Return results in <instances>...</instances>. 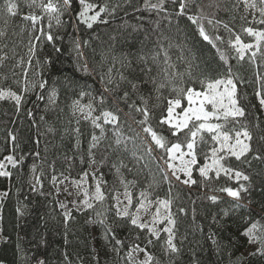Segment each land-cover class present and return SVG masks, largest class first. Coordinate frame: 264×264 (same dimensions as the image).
<instances>
[{"label": "trees", "instance_id": "16d2710c", "mask_svg": "<svg viewBox=\"0 0 264 264\" xmlns=\"http://www.w3.org/2000/svg\"><path fill=\"white\" fill-rule=\"evenodd\" d=\"M12 2L18 4L15 16L6 12L5 0H0V30L6 33L0 37V56L7 57L0 63V89L21 94L22 103L17 111L13 100L0 99V159L12 154L17 160L23 156V161L15 169L7 166L12 172L11 177H0V192H9V196L0 201V264H36L37 260L46 264H131L126 261L125 254L136 245L153 255V264H264V257L249 255L256 249L246 253L248 240L241 236L251 222L259 221L264 225V161L252 160L251 156L248 157L250 164L234 158L228 161L229 166L251 177L250 183L245 182L250 190L239 201L244 206L242 208H234L232 198L226 194L209 190L235 186L223 176L216 180L214 173L210 174L213 179L207 188L201 186L198 172L193 173V179L198 183L191 187L175 178L165 181L157 167L158 163L164 165L162 156L167 158L163 150L154 148L151 157L145 156L136 162L133 152L141 138L151 141L137 123L142 116L127 106L133 101L140 105L142 97L151 113L153 128L170 143H176L177 139L167 126L159 124L161 116L167 114L168 101L178 96L173 87L201 90L200 80L206 83L224 77L230 66L232 73L244 81L238 84L237 102L245 110V116L238 122L229 121L225 130L231 132L234 128L239 130L241 126H247L253 133L251 145L254 153L264 151V142L260 140L264 136V109L255 96L256 76L264 74V60L258 56L256 63H251L247 59L248 53L245 60L238 61L228 44L229 32L223 27L228 25L234 33L241 35L245 43H253L254 38L248 37L242 29H264V25L258 23L262 19L258 9L264 7L260 0H256L255 10L246 8L244 0H188L183 15L177 14L179 4L174 0H165V10L160 12L146 10L144 0H85L97 6L107 5L109 9L92 23V27L77 18L81 5L79 0H73L72 6L61 15L60 24L56 20L49 21L46 16L37 22L45 33L54 36V42L37 41L35 37L40 33L32 29L31 21L23 19L34 9L30 6L31 0ZM150 2L156 3L157 0ZM113 8H116L114 13ZM95 11L98 7L89 15ZM189 15L203 17L201 23L205 30L210 35L223 37L224 42L218 46L225 52L227 63L220 60L216 49L202 40L197 25L187 19ZM208 19L214 24L209 25ZM216 21L220 24L214 26ZM76 43H80L82 55L77 54ZM33 45L35 55L29 65V48ZM160 46L167 49L177 71L185 72L188 67L185 61L191 62L192 76L184 77L187 83L179 79L174 85L166 83L161 70L163 53L155 63L150 59ZM141 56L149 57L151 75L156 77L157 83L166 84L159 92L153 85L141 83L144 81L140 72L144 67L139 59ZM29 67L25 76L23 69ZM121 72L128 80L140 84L137 91L133 92L127 82L120 81ZM109 78L113 80L112 84L106 83ZM25 81L27 92L23 91ZM41 82H46L45 88L39 87ZM124 91L129 92L130 99L127 104L117 103ZM53 92L54 102H50L49 96ZM81 92L87 95L81 96ZM101 95L105 97L102 107L98 102ZM93 97L96 98L94 116L104 110L117 112L123 135L139 134L135 146L129 142L126 150L123 145L116 150L113 134L116 129L111 124L104 125V138L94 151L95 164L89 158L88 146L93 134L100 136V130L93 128L91 121L84 120L79 112L74 114L72 107L77 100L87 105ZM186 104L187 101L182 99V107ZM77 128L79 132L75 131ZM9 132L16 136L15 149ZM184 140L185 136L180 135L179 141ZM205 140L208 143L201 146L198 157L201 165L204 163L203 153L211 145L207 134ZM135 155L139 156L140 152ZM121 162L125 167H120ZM91 166L96 168L98 178L102 174L104 200L94 203L87 211L68 208L72 218L65 222L64 210L59 207L62 203L61 187L79 182ZM117 167H120L119 174ZM53 174L61 179L67 177V180L54 187ZM34 176L41 177V184L36 186L38 191L35 192L31 190ZM121 179L131 182L128 188L133 195L130 212H136L142 191L147 192L153 202L171 199V212L176 221L174 243L179 249L177 254L165 255L166 233L161 232L159 241L151 237L153 242L149 244L146 229L142 231L132 226L128 219L116 216L113 197L123 195L125 191ZM210 195H217L220 200L213 204L207 199ZM17 208L21 209L20 213ZM180 208L185 212H178ZM117 240L122 244L116 245ZM114 248H118L119 253ZM133 258L134 264H140L145 252H133Z\"/></svg>", "mask_w": 264, "mask_h": 264}, {"label": "snow or ice", "instance_id": "6c2138e0", "mask_svg": "<svg viewBox=\"0 0 264 264\" xmlns=\"http://www.w3.org/2000/svg\"><path fill=\"white\" fill-rule=\"evenodd\" d=\"M73 0H62V5L57 2V0H47L46 3L43 0H40L37 3V0H31L32 7L39 8L41 10V16L35 14H28L23 17L26 21H31L33 28H35L37 22L41 21L42 16H47L49 20L55 19L57 24H60L61 15L64 11L72 6ZM174 3L179 4L178 15H183L188 7V0H174ZM81 5V10L76 14L77 18L82 22L87 24L88 27H92V23L101 18L102 14L108 13V6L102 5L97 6L95 4L86 3L85 0H79ZM246 8L257 9L256 0H244ZM260 4L264 5V0H260ZM5 10L8 14L15 16L18 12V4L12 2V0H5L4 3ZM98 7V11H95L94 14L89 15V12L92 9ZM144 8L148 11H164L165 10V0H157L156 3H151L150 0H144ZM116 8L112 9L114 13ZM260 19L258 23L264 25V7L258 9ZM192 24L197 25V30L199 36L203 41L210 44L214 49H216L219 54L221 61L227 63V57L225 52L218 46L223 43V37L216 35H210L209 32L205 30L201 20L203 17L200 16H191L187 17ZM107 22V21H105ZM207 23L213 25L214 22L212 19H208ZM220 22L216 21L215 25H219ZM224 29L229 32V46L234 50L236 56L235 58L238 61H243L246 58V54L250 53L247 56V59L251 63H256L257 57L259 56L261 60H264V29L256 30L253 27H246L242 29V32L245 33L248 37H253V43H245L240 34L234 33L228 25H223ZM6 33L3 30H0V37L5 36ZM234 36V39L232 38ZM37 41L46 40L47 42H54V36L48 32L45 33L44 30L40 29V35L36 36ZM87 44V41L84 42ZM80 43H76L75 48L78 55L80 53ZM59 51V49H57ZM163 53L162 63L163 68L161 69L167 84H175L176 80L184 81V77L188 76L191 78L193 65L190 61H185L188 67L185 72H179L176 70V65L170 61L168 57L167 49L162 46L158 47L156 53L150 58L154 63L161 59L160 54ZM35 55V46H30L29 48V65L31 60ZM6 56H0V63L6 59ZM144 67L140 69V72L144 75V81L141 83L151 84L154 86L155 91L159 92L160 89L166 86L165 83H157L156 77L151 75L152 68L149 65V57L141 56L139 58ZM39 63V62H37ZM129 62V66H130ZM259 67V65H258ZM86 70V69H85ZM25 76H27L30 71L29 68L23 69ZM112 72V69H109V73ZM104 80V77H101ZM120 81L127 82L133 92L137 91L140 87V84L128 80V78L121 72ZM187 83V81H184ZM106 83L112 84L113 80L109 78ZM202 85L201 90H196L194 87H187L186 90L181 88L177 89L173 87V91H176L178 96L175 99H170L168 101V107L166 109V115L161 116L159 124L161 127L167 126V130L171 135L177 139L178 142L170 143L169 140L161 133L158 132L150 123L151 113L149 112L146 101L141 97V104L137 105L135 101L131 104H127V101L130 99V94L128 91H124L123 96L119 97L117 103H126L130 110H135L136 113L142 116V119L137 121L141 126L142 131L146 134L147 137H150L149 142L147 139L141 138L138 148H135L133 155L135 156L136 162L139 163L144 159L145 156L151 157L152 152L155 149L163 150L164 155L167 157L164 159V156L161 159L164 160V165L157 164V167L161 173L162 179L165 181H170L171 178H175L176 181L182 183L183 185L191 187L196 185L197 180L193 179V173L198 172L201 177V186L207 188L208 182L213 179L210 175L214 173V178L219 180L222 176L227 178L228 181L232 182L235 186H223L218 189H209L210 191H218L226 194L227 197L232 198L234 208L244 207L239 201L243 199V195L249 192V187L245 182L250 183L251 177L245 174L244 171H241L237 168L229 166L228 161L231 158H234L238 162L251 163L248 157L251 156L252 160L264 161V151L254 150L251 145L253 140V133L247 128V126H241L239 130L235 128L232 131H226V125L229 121L238 122L240 118L245 116V110L238 105L237 102V87L238 84H243L244 81L236 77L232 73V69L229 66L226 72V75L221 78L214 80H208L206 83L204 80H200ZM257 88L255 91V96L259 101V105L264 109V74L258 73L256 76ZM46 82H41L39 84L40 88H45ZM119 88V83H117V89ZM107 91H114L113 89H106ZM24 92L28 91L27 81H25ZM87 95L84 92H81V96ZM55 92L51 93L49 96L50 102H54ZM42 99V97H40ZM0 99H11L15 102L17 111L20 110V105L22 103V95L18 94L11 89L2 90L0 89ZM182 99L186 100L188 107H182ZM96 101V98L93 97L92 102L87 105L81 104L79 100L73 102V113L79 112L82 114L84 120H90L93 128L100 130V136L95 134L92 135L91 141L88 146V154L91 162L96 163L94 151L99 145L100 141L104 138L105 128L104 125L111 124L115 127V136L114 147L116 150H119L123 145L124 149H127V144L129 142L133 143L135 146L136 139L139 137L137 133L135 136H124L120 131L119 120L120 117L117 112L104 110L98 116H94L93 113L96 109L93 107V102ZM99 105L102 107L105 102V97L101 95L99 97ZM195 105V106H193ZM211 107V110H208V107ZM177 109H182L177 111ZM28 115H32L31 112ZM43 119V117H41ZM102 121V123H101ZM259 127V125H257ZM79 132V128L75 130ZM185 136L184 141H179L180 135ZM205 134L210 136L211 145L208 148V151L203 153L204 163L201 165L199 163L200 148L202 145L208 143L205 140ZM9 137L13 144V149L17 147L15 141L16 136L9 132ZM261 142H264V136L260 138ZM112 147V146H110ZM139 151L140 155L136 156L135 153ZM36 156H39V153H35ZM5 161L7 163H5ZM23 161V156L19 160L15 158L14 155L10 154L4 157L3 161H0V177H11L12 172L7 170V166L11 165L15 169ZM178 161V163H177ZM103 163V161H101ZM120 167H125L123 162H121ZM120 167H117V173L119 174ZM35 170V166H33ZM54 171V166H53ZM131 171V170H130ZM169 173L171 176H169ZM91 175L93 180L96 181L95 192L92 196H89L87 191L81 188V191H84L85 198L77 204L74 200L73 207L76 211H87L93 208V203L91 201H100L104 200V194L101 190V181L103 179L102 174L100 178L96 177L95 171L92 173L85 172L77 183L78 186L86 182V178ZM67 180V177L61 179L57 175L53 174L51 176V181L53 186L64 184ZM121 184L124 186L125 191L123 196L127 200L125 204L121 201L119 194L113 199L116 200L114 205L116 209V216L122 219H128L130 224L140 230H147L149 233L148 243L151 244L153 241L151 237H154L157 241L161 239V232L167 234V239L164 241V252L165 255L177 254L179 249L174 243L175 237V225L176 221L174 219L173 213L171 212V199H158L155 201L156 212L152 217L151 224L141 222L139 213L142 209L147 210L151 207L153 201L149 199L147 192H140L139 194V203L136 205V212H130V206L133 203V195L128 191L129 184L131 182H126L124 179H121ZM41 184V177L34 176L33 183L31 185L32 191H38L37 185ZM59 191V189H58ZM9 192L4 191L0 192V201L7 198ZM213 204L217 203L220 200V197L217 195H210L207 197ZM59 207L63 209V215L65 222L70 220L71 210L67 209L66 205L61 203ZM17 212L20 213L21 209L17 208ZM178 212L184 213L185 209L180 208ZM225 215H228V212L225 211ZM245 222L248 221V218H244ZM165 223L163 228H157L156 225L160 223ZM102 223V221H101ZM110 231V230H108ZM241 236L246 237L249 244H258L259 247L256 248L254 252H250V256H261L264 257V225H261L259 221L251 222L250 225L244 228L241 232ZM122 241L117 240L116 245H121ZM115 251L119 253L118 248H114ZM145 252V258L140 264H153L154 257L151 253L141 249L138 245L131 248L126 254L125 259L131 264H134L133 252ZM67 261V257H65ZM36 264H46L43 260H37Z\"/></svg>", "mask_w": 264, "mask_h": 264}, {"label": "rangeland", "instance_id": "374dc122", "mask_svg": "<svg viewBox=\"0 0 264 264\" xmlns=\"http://www.w3.org/2000/svg\"><path fill=\"white\" fill-rule=\"evenodd\" d=\"M39 2H40V0H37V3H39ZM43 2L46 3L47 0H43ZM57 2H59L62 5V0H57ZM30 14H35L37 16H41V10L39 8L34 7V9L31 11ZM54 20L55 19H52L49 21L52 22ZM32 29L37 31L36 33L39 34L41 27H38V25L36 24V27L33 28V26H32ZM193 106H195V105H193ZM185 107H188V103L186 104ZM207 107H208V110H211L210 106H207ZM3 160H4V158L0 159V161H3ZM5 163H7V162L5 161ZM177 163H178V161H177ZM8 166H10V165H8ZM93 171L96 172V168L91 166L90 169L88 170V173H92ZM96 177L98 178L97 175H96ZM95 184H96V181L93 180L91 175H89L86 178V182L83 183L82 185L78 186L77 183H74V185H65L64 187H61V189H62L61 190L62 194L60 197L61 202L66 205L67 209L73 207L72 202L74 200L77 202V204H79V202L85 198L84 191H81L80 189L83 188L85 191H87L89 196H92L95 192ZM119 196H120L121 201H123L126 204L127 200L125 199V197L123 195H119ZM91 202L94 204V203H97L100 201H94L93 200ZM155 212H156V204H155V202H153L151 207H149L147 210L142 209L141 212L139 213L141 222L151 224L152 217L155 214ZM164 226H165V223H163V222L156 225L157 228H163ZM256 248H257L256 244H249L248 243V248L246 250V253H248L252 250H255Z\"/></svg>", "mask_w": 264, "mask_h": 264}]
</instances>
